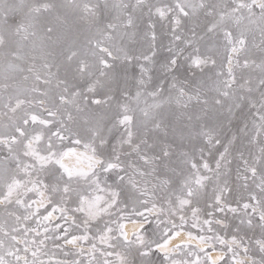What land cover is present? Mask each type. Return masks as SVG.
Masks as SVG:
<instances>
[{"label":"snow or ice","instance_id":"6c2138e0","mask_svg":"<svg viewBox=\"0 0 264 264\" xmlns=\"http://www.w3.org/2000/svg\"><path fill=\"white\" fill-rule=\"evenodd\" d=\"M0 213V264H264V0H0Z\"/></svg>","mask_w":264,"mask_h":264},{"label":"rangeland","instance_id":"374dc122","mask_svg":"<svg viewBox=\"0 0 264 264\" xmlns=\"http://www.w3.org/2000/svg\"><path fill=\"white\" fill-rule=\"evenodd\" d=\"M3 220H4L3 214L0 213V223H3ZM192 232H193V234H196V230L195 229H192ZM181 238H182V240H180V241H176L175 240L173 243L176 244V243H183V242H185L186 237L185 236H181ZM49 249H50V255H51L52 254V251L51 250L53 249V245L51 244V242H49ZM55 258L56 259H61V260H64V259H69L70 260L72 257H64L61 253L56 252L55 253ZM213 258H215V257H213Z\"/></svg>","mask_w":264,"mask_h":264},{"label":"bare ground","instance_id":"6f19581e","mask_svg":"<svg viewBox=\"0 0 264 264\" xmlns=\"http://www.w3.org/2000/svg\"><path fill=\"white\" fill-rule=\"evenodd\" d=\"M133 227H134L133 225L129 224V225H128V230L130 231ZM180 240H182L181 237L177 238L176 241H180Z\"/></svg>","mask_w":264,"mask_h":264}]
</instances>
